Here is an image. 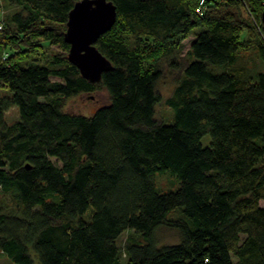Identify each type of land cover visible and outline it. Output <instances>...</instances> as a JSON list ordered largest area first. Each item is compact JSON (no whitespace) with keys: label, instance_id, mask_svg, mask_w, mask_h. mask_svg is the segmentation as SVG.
I'll return each instance as SVG.
<instances>
[{"label":"trees","instance_id":"16d2710c","mask_svg":"<svg viewBox=\"0 0 264 264\" xmlns=\"http://www.w3.org/2000/svg\"><path fill=\"white\" fill-rule=\"evenodd\" d=\"M6 1L20 7L5 21L12 34L36 35L31 49L49 53L26 64L0 48V255L12 264H121L122 255L126 264H264V36L260 12L257 30L244 19L252 0H108L116 20L95 46L111 68L98 82L67 58L78 0ZM250 45L257 63L240 53ZM163 57L180 69L165 99L170 123L156 118ZM101 89L109 103L91 115L63 109ZM163 172L177 187L159 188ZM160 227L180 241L158 246Z\"/></svg>","mask_w":264,"mask_h":264},{"label":"rangeland","instance_id":"374dc122","mask_svg":"<svg viewBox=\"0 0 264 264\" xmlns=\"http://www.w3.org/2000/svg\"><path fill=\"white\" fill-rule=\"evenodd\" d=\"M252 5L255 7L253 9V16L249 17L248 12L244 15L245 18L250 25L253 26L255 30L258 28V21L256 12H260L263 9L264 2L260 0H252ZM216 9H223V5L221 2L216 5ZM20 11V7L10 6L6 0H0V24H3V29H0V48H12L15 52H17V57L22 58V60H26V64H33V62H44L48 59L47 54L49 52H45V50L34 49L32 50L30 46H34L35 40L38 39L36 35L30 34L26 36L25 39L21 40L22 38L16 37L12 34V28L7 27L6 25V18L13 12ZM248 14V15H247ZM259 14V15H260ZM261 22V21H260ZM10 27L12 25H9ZM198 29H194L187 37L182 39L183 44V51L180 56H183L185 52L189 49L192 40L195 38V33ZM246 33V34H245ZM245 34V35H244ZM242 35L245 39L248 36L247 31L243 32ZM242 36V37H243ZM241 37V40H242ZM244 40V39H243ZM21 47V48H20ZM27 47V48H26ZM50 49V48H49ZM51 53L58 51L57 47L51 46ZM25 50H28L27 52ZM42 50V51H41ZM50 53V54H51ZM246 61L249 64L253 62L257 63V58L254 54V49L250 46L248 48L241 49L240 52ZM49 54V55H50ZM31 55H34L33 57ZM253 55V57H252ZM40 58H37L39 57ZM36 57V58H34ZM178 62L182 63L181 57L178 56ZM36 59V60H34ZM169 59L163 57L159 60V68L162 71V75L160 80L158 81L157 91L160 93L162 100L156 106V118L159 122H171L172 121V114L169 107L165 104V99L171 94L174 88V79L180 72L179 67L172 68V66L168 63ZM0 92L3 90L0 88ZM109 103V95L105 89H101L98 92L91 93V94H79L75 97L65 99L63 109L69 113H76V114H83L86 116L91 115L98 107L102 105H106ZM18 118L17 109L15 107L10 108L6 113V120L8 123L14 122ZM208 137V136H207ZM207 137L203 138V141L207 140ZM156 183L158 184L159 188L162 190H166L172 187H177L178 181L175 176L170 175L168 172L157 173L156 174ZM129 231L124 232L118 239L117 243L121 245L126 238ZM156 241L158 246H167L177 244L180 241V236L175 229H170L167 227H160L156 231ZM0 262L2 264H12L8 260H6L3 256L0 255ZM121 264H126V260L124 255L121 256Z\"/></svg>","mask_w":264,"mask_h":264},{"label":"water","instance_id":"95a60500","mask_svg":"<svg viewBox=\"0 0 264 264\" xmlns=\"http://www.w3.org/2000/svg\"><path fill=\"white\" fill-rule=\"evenodd\" d=\"M116 16V7L108 0H78L68 13L64 32L69 44L67 58L90 82H98L102 73L111 68L95 43L113 26ZM260 21L264 36V5Z\"/></svg>","mask_w":264,"mask_h":264},{"label":"built area","instance_id":"2783aa9c","mask_svg":"<svg viewBox=\"0 0 264 264\" xmlns=\"http://www.w3.org/2000/svg\"><path fill=\"white\" fill-rule=\"evenodd\" d=\"M203 3V6H204V1H201V4ZM199 11V10H198Z\"/></svg>","mask_w":264,"mask_h":264}]
</instances>
